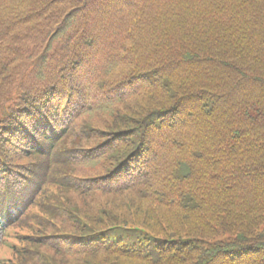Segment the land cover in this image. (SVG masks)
Returning <instances> with one entry per match:
<instances>
[{"label": "trees", "instance_id": "trees-1", "mask_svg": "<svg viewBox=\"0 0 264 264\" xmlns=\"http://www.w3.org/2000/svg\"><path fill=\"white\" fill-rule=\"evenodd\" d=\"M0 108V264H264V0H0Z\"/></svg>", "mask_w": 264, "mask_h": 264}, {"label": "rangeland", "instance_id": "rangeland-1", "mask_svg": "<svg viewBox=\"0 0 264 264\" xmlns=\"http://www.w3.org/2000/svg\"><path fill=\"white\" fill-rule=\"evenodd\" d=\"M132 203L135 204V202H133V201H132ZM149 225H150V226L153 228V230H154L157 234H159V235H161V234H167V235H170V236H174L175 233H183V231L186 230L185 227H181V228H179L177 231L175 230V231H173V233H172V232L167 231V230L164 229V228H158V229H156V227H155L154 224H147V225H146L145 222H143V226H149Z\"/></svg>", "mask_w": 264, "mask_h": 264}]
</instances>
